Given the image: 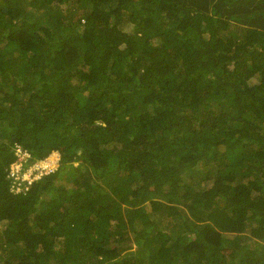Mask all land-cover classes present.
Returning <instances> with one entry per match:
<instances>
[{"label": "trees", "instance_id": "obj_1", "mask_svg": "<svg viewBox=\"0 0 264 264\" xmlns=\"http://www.w3.org/2000/svg\"><path fill=\"white\" fill-rule=\"evenodd\" d=\"M0 264H264V0H0Z\"/></svg>", "mask_w": 264, "mask_h": 264}, {"label": "clouds", "instance_id": "obj_2", "mask_svg": "<svg viewBox=\"0 0 264 264\" xmlns=\"http://www.w3.org/2000/svg\"><path fill=\"white\" fill-rule=\"evenodd\" d=\"M17 149H20L23 153L24 157L21 161H18ZM14 156H15L14 161L10 163V166L13 163L20 164L19 165L20 175H23L25 177V179L22 181L23 189L19 192H23V191L27 190L29 188V185L33 181L39 180L43 176H46V175H49L50 173H53L58 167V161H59V152L58 151H52L51 153H49L48 155H46L43 158L30 159L31 158L30 153L25 148H23L20 144H16L14 146ZM57 158H58V161H56ZM52 161H54V162L52 163ZM40 162H43V163L45 162V163H50V164L52 163L53 165H55L54 169L50 170L46 173H43L40 176H37L36 171L34 169H35V165L37 163H40ZM10 166H9V168H10ZM7 177L10 179V183H11L12 178L9 176V169H8ZM10 190H11V188H10ZM14 193H18V192H14Z\"/></svg>", "mask_w": 264, "mask_h": 264}, {"label": "built area", "instance_id": "obj_3", "mask_svg": "<svg viewBox=\"0 0 264 264\" xmlns=\"http://www.w3.org/2000/svg\"><path fill=\"white\" fill-rule=\"evenodd\" d=\"M17 155H18V161H21L24 157L20 149H17ZM54 161H52V163ZM56 161H58V158L56 159ZM52 163L51 164L45 162L37 163L34 169L36 171L37 176H40L43 173L53 170L55 165H53ZM19 165L20 164L18 163H13L9 168V176L12 178V181L10 183V188L13 192H19L23 189L22 181L25 179V177L23 175H20Z\"/></svg>", "mask_w": 264, "mask_h": 264}, {"label": "rangeland", "instance_id": "obj_4", "mask_svg": "<svg viewBox=\"0 0 264 264\" xmlns=\"http://www.w3.org/2000/svg\"><path fill=\"white\" fill-rule=\"evenodd\" d=\"M128 28H125V30H127ZM49 157V156H48ZM163 204V203H162ZM161 205V204H160Z\"/></svg>", "mask_w": 264, "mask_h": 264}]
</instances>
